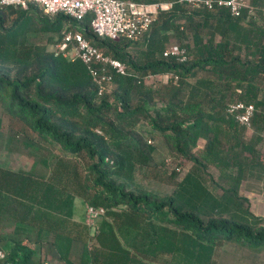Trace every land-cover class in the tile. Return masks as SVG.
<instances>
[{
	"label": "trees",
	"instance_id": "obj_1",
	"mask_svg": "<svg viewBox=\"0 0 264 264\" xmlns=\"http://www.w3.org/2000/svg\"><path fill=\"white\" fill-rule=\"evenodd\" d=\"M1 1L0 103L10 141L16 132L51 170L43 177L0 166V263L215 264L226 244L264 251V217L242 194L254 170H264L263 0H250L239 17L226 7L131 0L174 2L138 41L99 37L90 15L79 22ZM65 29L125 63L127 74L114 72L100 93L80 59L30 40L38 30L58 44ZM171 37L185 61L163 55ZM164 74L167 82L147 85ZM237 101L255 107L251 137L228 113ZM155 138L190 163L185 174L177 164L170 173L159 167ZM136 173L174 190L134 189ZM76 198L104 210L93 236L74 219Z\"/></svg>",
	"mask_w": 264,
	"mask_h": 264
},
{
	"label": "built area",
	"instance_id": "obj_2",
	"mask_svg": "<svg viewBox=\"0 0 264 264\" xmlns=\"http://www.w3.org/2000/svg\"><path fill=\"white\" fill-rule=\"evenodd\" d=\"M180 3L191 5L195 8L213 9L226 7L234 17H239L242 11L249 8V0H179ZM4 5L21 6L26 9L29 4L42 8L48 15L64 13L76 21L82 22L87 16H92L90 26L95 34L101 38L112 41L128 39L141 40L151 29L153 23L162 11L173 8L174 2L138 3L131 0H2ZM63 55L74 61L80 59L88 69L93 81L97 84L100 93L110 91L113 73L127 74V66L120 60L106 56L97 47L92 45L79 30L65 29L63 38L55 47V56ZM165 57L175 56L180 61L187 59V52L177 44L167 48ZM152 80L170 79L169 74L151 76ZM228 113L235 116L238 123L246 131H252V117L255 107L242 101L231 103ZM150 142V141H149ZM167 163L171 160L167 159ZM176 169L173 165L172 170ZM181 171L180 168L177 169ZM88 224L95 225V221L104 213L103 209L88 206ZM5 257L0 251V259ZM0 264H9L7 262Z\"/></svg>",
	"mask_w": 264,
	"mask_h": 264
},
{
	"label": "rangeland",
	"instance_id": "obj_3",
	"mask_svg": "<svg viewBox=\"0 0 264 264\" xmlns=\"http://www.w3.org/2000/svg\"><path fill=\"white\" fill-rule=\"evenodd\" d=\"M262 6V10H264V0ZM51 36L52 35L43 34L38 30H34L30 33V40L31 42L39 44L47 43L48 49L54 50L57 45L53 42L55 41L56 36ZM175 44V39L171 37V39L166 42L164 51ZM160 82H164V80H146L148 86H156ZM0 120V166L14 171L35 172L43 177L48 176L51 170V160L47 157V155H43L38 150L30 149L21 145V137L18 136L16 132H12L16 138L10 141L11 134L9 133V128L7 125V114L5 113L4 103H0ZM145 127L146 126L141 125V130H146ZM245 132L247 137H251L253 130L250 132L245 130ZM143 133L145 137L150 138L149 136H151V133H148L147 131ZM155 142V146L157 147L155 159L162 170L170 173L172 171L173 165L175 164L182 166V172L184 174L189 170L191 166L190 163L182 165L180 158L173 156L170 150L162 143L161 139L155 138ZM203 145L204 141L201 140L199 146L203 147ZM261 150L262 165H264V144H262ZM173 158H175V160ZM166 159H171L172 162L170 161L164 165L163 162ZM45 162H47V164ZM209 172L217 178V168L211 167ZM180 177L181 176L178 178ZM132 184L134 189L141 188L162 196L171 194L174 190L173 186L143 178L137 173L133 176ZM216 189V186H213V190L215 191ZM242 194L250 199L252 212L258 216L264 217V170L262 168H256L254 170L253 175L243 185ZM87 208L88 205L81 198L75 199L74 219L75 221L88 227L89 220ZM99 222L100 218L95 221L94 226L89 228L90 236H93V234L96 232L94 230L95 228L97 230ZM94 244H96V241L94 238H90L88 245L93 246ZM214 259L215 264H264V251H252L241 245L232 243L220 247L214 256ZM169 262L172 263V260Z\"/></svg>",
	"mask_w": 264,
	"mask_h": 264
}]
</instances>
